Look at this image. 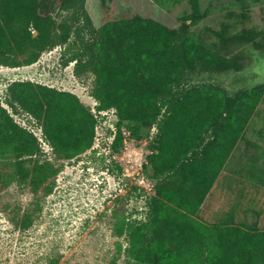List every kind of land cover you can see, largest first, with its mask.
I'll return each mask as SVG.
<instances>
[{
    "label": "rangeland",
    "instance_id": "1",
    "mask_svg": "<svg viewBox=\"0 0 264 264\" xmlns=\"http://www.w3.org/2000/svg\"><path fill=\"white\" fill-rule=\"evenodd\" d=\"M197 1L203 19L189 27L190 37L234 63L211 72L194 62L187 87L208 92L215 103L264 86V0ZM194 3L39 0L38 13L63 24L56 34L62 31L66 41L46 47L30 65V56L12 52L7 32H0V264H153L161 239L180 242L187 262L194 258L191 239H171L167 223L151 215L158 180L147 164L158 145L157 125H143L140 140L128 123L119 127L116 110H103L94 96V71L75 59L82 42L109 21L141 16L179 28ZM64 93L77 96L79 113L94 128L86 143L55 145L46 131L50 105ZM240 117L243 135L220 175L250 180L252 190L244 207L232 197L222 218L209 219L200 209L196 219L264 231V94L251 116Z\"/></svg>",
    "mask_w": 264,
    "mask_h": 264
},
{
    "label": "trees",
    "instance_id": "2",
    "mask_svg": "<svg viewBox=\"0 0 264 264\" xmlns=\"http://www.w3.org/2000/svg\"><path fill=\"white\" fill-rule=\"evenodd\" d=\"M38 3L0 0V32H7L12 52L30 56L26 65L36 62L46 47L66 41L62 31L56 34L63 24L42 17ZM202 19L195 0L193 12L179 28L141 16L109 21L94 30L91 40L82 42L75 59L94 71V96L103 110H116L119 127L128 123L133 138L140 140L143 125H157L158 145L147 164L158 180L151 215L167 223L171 239L189 237L196 255L187 262L180 242L169 245L161 239L152 263L264 264V231L250 232L234 225L211 227L196 219L243 135L240 114L251 116L264 94L261 86L244 96L216 97L212 103L208 92L187 87L194 62L211 72H222L234 63L233 58L190 37L189 27ZM87 21L91 20L87 17ZM46 90L54 98L55 91ZM32 101L39 102L37 98ZM75 101L82 107L77 96L64 93L50 105L46 131L55 145L58 141L86 143L93 137L94 128L84 121Z\"/></svg>",
    "mask_w": 264,
    "mask_h": 264
},
{
    "label": "crops",
    "instance_id": "3",
    "mask_svg": "<svg viewBox=\"0 0 264 264\" xmlns=\"http://www.w3.org/2000/svg\"><path fill=\"white\" fill-rule=\"evenodd\" d=\"M227 179H223L221 175L218 177L201 207L200 215L207 216L209 219L222 218L225 215L222 211L230 207L229 200L232 197H237V200L240 201L239 206L244 207V194L248 195L249 191L252 190V185H250L252 181L237 177H228Z\"/></svg>",
    "mask_w": 264,
    "mask_h": 264
}]
</instances>
